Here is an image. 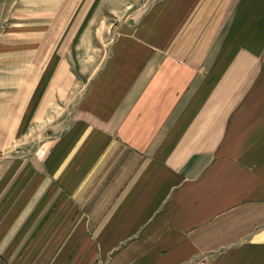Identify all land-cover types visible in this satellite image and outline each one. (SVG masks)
<instances>
[{
	"label": "crops",
	"instance_id": "crops-1",
	"mask_svg": "<svg viewBox=\"0 0 264 264\" xmlns=\"http://www.w3.org/2000/svg\"><path fill=\"white\" fill-rule=\"evenodd\" d=\"M11 4L0 264H264V0Z\"/></svg>",
	"mask_w": 264,
	"mask_h": 264
},
{
	"label": "rangeland",
	"instance_id": "rangeland-1",
	"mask_svg": "<svg viewBox=\"0 0 264 264\" xmlns=\"http://www.w3.org/2000/svg\"><path fill=\"white\" fill-rule=\"evenodd\" d=\"M13 0H0V36L8 34L9 28V10L11 9V3ZM66 117H64L65 119ZM66 125V120L60 125V128H53V125H49L44 131H48L50 138L55 137L61 130L62 126ZM63 126V127H64Z\"/></svg>",
	"mask_w": 264,
	"mask_h": 264
}]
</instances>
